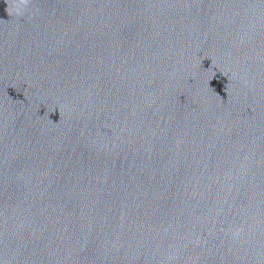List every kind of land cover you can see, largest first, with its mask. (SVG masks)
Segmentation results:
<instances>
[{
  "label": "water",
  "instance_id": "water-1",
  "mask_svg": "<svg viewBox=\"0 0 264 264\" xmlns=\"http://www.w3.org/2000/svg\"><path fill=\"white\" fill-rule=\"evenodd\" d=\"M0 264H264V0H0Z\"/></svg>",
  "mask_w": 264,
  "mask_h": 264
},
{
  "label": "clouds",
  "instance_id": "clouds-1",
  "mask_svg": "<svg viewBox=\"0 0 264 264\" xmlns=\"http://www.w3.org/2000/svg\"><path fill=\"white\" fill-rule=\"evenodd\" d=\"M19 3H20L21 5H23V6H26L27 3H28V0H19ZM232 235H233L234 238H235V237H239V235H240V230H239V229L235 230V231L232 233Z\"/></svg>",
  "mask_w": 264,
  "mask_h": 264
}]
</instances>
